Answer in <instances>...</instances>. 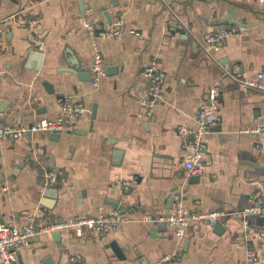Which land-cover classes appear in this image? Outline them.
<instances>
[{"label":"crops","instance_id":"1","mask_svg":"<svg viewBox=\"0 0 264 264\" xmlns=\"http://www.w3.org/2000/svg\"><path fill=\"white\" fill-rule=\"evenodd\" d=\"M13 15L35 24L42 48L33 50L28 28L11 27L1 36L0 126L53 119L66 97L87 112L77 131L61 134L58 142L45 132L0 140V220L21 226L37 214L46 225L114 215L118 203L130 220L110 235L42 233L21 250L20 264H155L167 255H175L176 264H242L243 232L234 213L264 196V134L242 131L264 122V91L244 89L230 75L248 80L264 73V3L0 0V22ZM121 17L124 32L141 35L93 38L80 22L106 26ZM230 21L240 25L223 27L241 36L209 49L208 37ZM94 44L107 67L98 89L91 85ZM152 58L167 80L163 101L147 115L140 99L149 88L143 71ZM214 85L222 90L221 117L205 137L204 174L197 177L184 167L188 152L180 129H195L198 109ZM45 175L56 177V199L43 196ZM180 205L232 218L223 232L208 222L193 223L183 240L167 225L145 220ZM250 232L258 264H264V219H251ZM114 241L124 257L112 249Z\"/></svg>","mask_w":264,"mask_h":264},{"label":"built area","instance_id":"2","mask_svg":"<svg viewBox=\"0 0 264 264\" xmlns=\"http://www.w3.org/2000/svg\"><path fill=\"white\" fill-rule=\"evenodd\" d=\"M264 3V0H258ZM81 24L88 31L91 37L95 38H116L125 33L140 36L141 33L134 31L124 32L126 25L125 17L115 20L111 25L100 26L94 21L80 20ZM11 27L28 28V36L32 39L37 49L42 48L34 37L35 24L25 18L13 15L0 22V38L9 31ZM231 36L240 37L241 33L231 27H218L207 39L209 49L219 50L226 40ZM93 63L91 67V85L93 89H98L102 80L107 76V67L104 62L102 51L97 44H94ZM1 75V74H0ZM144 77L149 82V88L143 93L140 99V108L147 115L152 114L155 107L164 99V88L167 75L162 69L157 58H152L143 71ZM235 79L244 89H257L264 91V73H259L255 79ZM221 96L222 90L219 85L210 87L206 100L198 109L196 115V127L190 133L182 128L180 132L186 136L185 148L188 155L184 161L186 171L193 176L200 177L204 174V154L206 152L205 137L218 124L221 117ZM87 109L72 97L61 100L58 114L53 119L38 118L28 126L5 125L0 126V140H16L28 136L29 133H67L73 134L77 131V122L84 117ZM245 134L261 136L264 134V122H256L251 127L242 131ZM47 178L46 187H51L56 177L45 175ZM225 213L210 212L201 213L187 210L183 206H177L173 212L164 216L147 217L146 221L153 223H165L174 230L175 236L183 240L191 225L196 222H208L214 225L215 222L224 217ZM242 226L245 251V259L242 264H258L259 257L251 246L252 237L250 233V220L254 218L264 219V196L260 197L254 204L237 210L234 213ZM130 220L119 211L114 215H100L98 217L79 216L66 221H56L41 225L38 222L37 214L28 218L27 223L21 226L5 223L0 220V261L2 264H20L21 250L29 246L36 237L42 233L60 232L66 230L76 237L83 238L86 235L105 234L110 235L118 231ZM73 263H78L76 257L72 258ZM155 264H176L175 255H167L159 259Z\"/></svg>","mask_w":264,"mask_h":264},{"label":"water","instance_id":"3","mask_svg":"<svg viewBox=\"0 0 264 264\" xmlns=\"http://www.w3.org/2000/svg\"><path fill=\"white\" fill-rule=\"evenodd\" d=\"M80 1V3H82V0H79ZM228 26V25H240V23H238V22H234V21H230V22H224V23H222L221 24V26ZM182 34H185L186 35V33H185V31L184 30H181L180 31ZM34 48V47H33ZM34 51H39V49H37V48H34L33 49ZM36 51V52H37ZM38 59H40V58H38ZM72 64L76 67L77 66V63H74V62H72ZM45 87H46V89L49 91V93H54V89L49 85V84H45ZM1 105H4V103H1ZM31 135V133H29L28 134V136H30ZM52 141H55V142H58L59 141V139H60V133H52ZM58 191L56 190V189H54L53 187H46L45 188V191H44V194H43V196H44V198H52V199H56L57 197H58V193H57ZM116 207H118V209H119V212L121 213V214H124V209H122V208H120L119 207V203L118 204H116ZM229 218H232L228 213H225V216L224 217H221L220 219H218L216 222H215V226L216 227H218V229H219V231L220 232H223L224 230H225V228H224V223L227 221V219H229ZM237 219V218H236ZM238 220V219H237ZM239 221V220H238ZM240 223V222H239ZM250 224V223H249ZM161 225H163V226H166V224L165 223H161ZM240 229L242 230V226H241V224H240ZM251 233V232H250ZM243 236V235H242ZM55 237H60V233L58 232L57 234H56V236ZM111 247H112V249L114 250V252L116 253V255L118 256V257H120V258H122V257H124V255H123V250L119 247V245H118V243H116L115 241L111 244Z\"/></svg>","mask_w":264,"mask_h":264}]
</instances>
